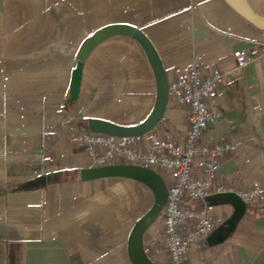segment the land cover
<instances>
[{
  "label": "crops",
  "instance_id": "obj_1",
  "mask_svg": "<svg viewBox=\"0 0 264 264\" xmlns=\"http://www.w3.org/2000/svg\"><path fill=\"white\" fill-rule=\"evenodd\" d=\"M111 23L147 36L168 82L184 77L193 58L206 73L222 72L210 100L219 116L200 140L230 145L216 184L255 187L259 196L226 238L192 244L187 260L264 264V31L223 0H0V264H134L128 235L153 193L132 178L80 179L81 169L95 166L80 134L91 117L124 126L144 120L154 74L134 39L114 35L86 57L77 99L69 94L80 43ZM240 49L244 66L233 55ZM187 114L167 103L148 133L182 141ZM214 206L216 216L232 212ZM161 233V221L151 224L143 249L154 264H169Z\"/></svg>",
  "mask_w": 264,
  "mask_h": 264
},
{
  "label": "built area",
  "instance_id": "obj_2",
  "mask_svg": "<svg viewBox=\"0 0 264 264\" xmlns=\"http://www.w3.org/2000/svg\"><path fill=\"white\" fill-rule=\"evenodd\" d=\"M239 66L248 63L246 50L233 53ZM223 82L218 68L209 73L193 58L186 75L168 82L167 103L187 110L188 127L182 141L168 134L115 136L101 132L81 131L84 153L95 166L127 163L159 172L166 184V199L162 206L160 247L169 264H189L187 251L194 243H204L215 230L217 216L210 197L234 192L252 205L259 196L257 188L235 190L215 179L229 144H209L201 141L204 129L219 113L210 107Z\"/></svg>",
  "mask_w": 264,
  "mask_h": 264
},
{
  "label": "water",
  "instance_id": "obj_3",
  "mask_svg": "<svg viewBox=\"0 0 264 264\" xmlns=\"http://www.w3.org/2000/svg\"><path fill=\"white\" fill-rule=\"evenodd\" d=\"M234 12L241 16L256 29L264 31V14L255 10L248 0H223ZM124 35L134 39L142 48L146 59L154 74L156 84V96L153 107L147 117L141 122L124 126L114 122L88 118L87 128L92 132H101L115 136H132L149 132L162 118L168 100V81L164 67L154 46L147 36L138 28L125 23H111L103 25L85 37L80 43L76 53V63L71 73L70 79V101L77 99L82 68L84 61L90 51L101 41L114 36ZM82 180L103 178V177H123L132 178L145 184L153 193L152 205L134 222L128 235L127 250L131 261L134 264H154L148 258L143 249V234L146 229L159 217L160 211L166 199L167 188L162 175L154 169L127 163H111L101 166L83 168L79 171ZM213 204H229L232 212L209 236L216 241H222L235 228L238 221L246 211L245 203L234 192H224L214 194L210 197Z\"/></svg>",
  "mask_w": 264,
  "mask_h": 264
},
{
  "label": "rangeland",
  "instance_id": "obj_4",
  "mask_svg": "<svg viewBox=\"0 0 264 264\" xmlns=\"http://www.w3.org/2000/svg\"><path fill=\"white\" fill-rule=\"evenodd\" d=\"M249 2H250V4H252L251 3V1L250 0H248ZM259 12L260 13H262V14H264V7L262 8V9H259ZM217 206L218 207H228V204H223V203H220V204H217ZM162 211H160V214H159V217L157 218V220L155 221L156 223H158V222H162ZM217 223L219 224V225H222V224H224V221L227 219V215L226 214H222V213H219L218 215H217Z\"/></svg>",
  "mask_w": 264,
  "mask_h": 264
},
{
  "label": "trees",
  "instance_id": "obj_5",
  "mask_svg": "<svg viewBox=\"0 0 264 264\" xmlns=\"http://www.w3.org/2000/svg\"><path fill=\"white\" fill-rule=\"evenodd\" d=\"M255 10L259 11V9H256V8H255Z\"/></svg>",
  "mask_w": 264,
  "mask_h": 264
}]
</instances>
